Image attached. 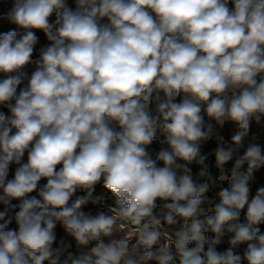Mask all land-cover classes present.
I'll list each match as a JSON object with an SVG mask.
<instances>
[{
	"label": "clouds",
	"instance_id": "obj_1",
	"mask_svg": "<svg viewBox=\"0 0 264 264\" xmlns=\"http://www.w3.org/2000/svg\"><path fill=\"white\" fill-rule=\"evenodd\" d=\"M0 19L23 30L0 35V264H264V155L238 154L264 117V0H15ZM205 116L238 129L217 138L218 178ZM101 182L113 204H70Z\"/></svg>",
	"mask_w": 264,
	"mask_h": 264
},
{
	"label": "rangeland",
	"instance_id": "obj_2",
	"mask_svg": "<svg viewBox=\"0 0 264 264\" xmlns=\"http://www.w3.org/2000/svg\"><path fill=\"white\" fill-rule=\"evenodd\" d=\"M14 2H15V0H0V16H3L4 14L8 13L12 9V7L14 6ZM67 4H68V6L73 8V10L75 9V0H67ZM51 19L54 20V17ZM13 30L17 31L18 38H19V35L23 34L22 29H19L16 25L9 23L7 21V19H0V35H3L5 33H7L8 31H13ZM35 34L38 37V41H37L36 45L34 46L33 57H32L33 60L38 59L40 54H41V50L44 49L45 47H47L50 43L46 39V37L42 31L35 30ZM33 71H34V65H29L26 68V72L28 74V77L31 76V73ZM28 77H26L24 79V81L22 82V84L18 86L17 95L19 94L20 89L27 87ZM3 78H4L3 74H0V80H2ZM11 103H14V101H12ZM0 112L4 113L6 117H10V115H11L8 108L6 106H3V105H0ZM153 114H155V113H153ZM208 123L213 124L214 131H213L212 138L209 139L208 141H205L202 143L201 154L208 156V160L206 161V163L209 166L210 174L214 178H218L219 170L215 166V156L213 154V150L217 147V144L219 142L217 138L219 136H223L224 140L226 142H230L232 135H234L238 129H237V126L231 122H226L223 127H220V126L216 125L214 121H210L208 119V117L205 116V124L207 125ZM250 143L258 144L261 147L262 155H264V117H262L259 122H257L256 120L250 121L247 135L244 138L243 147L239 150L238 154L242 155L243 151L246 149V147ZM159 147H160V145L158 143H154L153 145L150 146L149 152H150L153 159H155V155H156V152L159 150ZM234 159H235V156L233 158V161H229L225 165L226 169H230L232 167V164L234 163ZM26 162H27V154H25L21 163H26ZM159 166L162 167L163 165L160 164ZM17 167H18V165L14 164V163L12 165H10L9 178H12V175H13V173ZM189 167L192 169V174H193V177L195 178L196 174L200 170V165L193 163V164L189 165ZM255 176H256V180L251 184V189H252L253 195L255 194V191L257 190V188L264 186V168H261L260 170H258L255 173ZM44 183H46V180H41L40 184L43 185ZM218 183H219V181H218ZM223 186L227 187V183L224 182ZM219 190H220L219 187L211 189L205 195L204 203H202L201 207L205 208V209L213 208L215 206V204L219 202V199L216 196V193ZM29 195L30 196H37V193L33 192ZM80 197H83L86 199V203L84 205H82L81 210L85 211V212H91L92 214H95L98 210H102L107 205H111L114 202L113 198L111 197V194L108 193L103 188L102 182L95 186V190L92 192V194L90 196L88 195L87 192L78 191L70 200V204L74 203L75 200L77 198H80ZM37 198H39V197L37 196ZM19 203H20V201H18V200L12 201V205H16V207L12 208L11 206H9V214L10 215L14 216L15 212H17L19 210V208H18ZM4 208H5V205L0 204V211L4 210ZM209 214H213V213H209ZM240 222L241 223L245 222L243 212L241 213ZM11 227H15L14 221H13V224L11 225ZM174 227H178V225H176ZM259 228H260V232L262 234H264V225H260ZM56 234H57V243L59 242V240L61 238H64L66 241H71L72 248L69 249V251L75 252L76 243H75L74 239L67 236L66 233L64 232L63 228L60 225H57ZM225 239H228V237L226 236ZM55 246L56 245L54 244V247ZM227 247H228L227 241L225 240L224 243H222L221 245L218 246V249L225 250Z\"/></svg>",
	"mask_w": 264,
	"mask_h": 264
},
{
	"label": "built area",
	"instance_id": "obj_3",
	"mask_svg": "<svg viewBox=\"0 0 264 264\" xmlns=\"http://www.w3.org/2000/svg\"><path fill=\"white\" fill-rule=\"evenodd\" d=\"M211 235V233H209ZM227 241V239H225ZM243 247V246H242ZM218 251H224L223 249H217Z\"/></svg>",
	"mask_w": 264,
	"mask_h": 264
}]
</instances>
